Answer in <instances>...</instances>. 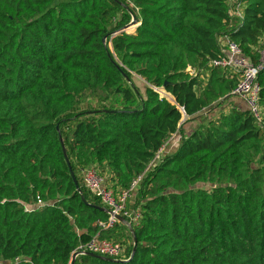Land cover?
I'll list each match as a JSON object with an SVG mask.
<instances>
[{"label":"trees","instance_id":"1","mask_svg":"<svg viewBox=\"0 0 264 264\" xmlns=\"http://www.w3.org/2000/svg\"><path fill=\"white\" fill-rule=\"evenodd\" d=\"M236 1L241 17L228 0H0V264H69L98 231L112 237L81 183L91 165L114 188L142 175L137 243L128 260L124 225L127 261L73 264H264V67L258 122L232 93L238 74L211 65L224 35L260 59L264 0ZM157 89L190 94L189 118L221 109L150 168L182 118ZM97 90L111 103L74 111Z\"/></svg>","mask_w":264,"mask_h":264},{"label":"built area","instance_id":"2","mask_svg":"<svg viewBox=\"0 0 264 264\" xmlns=\"http://www.w3.org/2000/svg\"><path fill=\"white\" fill-rule=\"evenodd\" d=\"M234 3L229 13L232 16L241 17L242 7L236 0H234ZM219 40L222 46V54L212 60L211 65L224 69L228 68L238 74V82L232 93L242 100L256 121L261 122L262 108L259 102L260 86L257 81V76L264 67V45L260 51L258 63L254 64L242 55L237 44L229 40L228 37L224 35L221 36ZM155 158L156 156L154 159ZM153 160L150 163H152ZM79 176L84 188L90 192L91 195L96 197L101 206L105 207L107 210L108 218L104 221H98L97 224L99 228L109 229L116 224H126L119 220L117 216H121L131 227L132 224L138 223L141 215L140 210L134 207L130 208L129 202L132 196L137 192L142 175L132 180L130 186L124 189L110 186L105 176L102 175L99 169L94 165L81 167L79 169ZM37 203L42 204L40 199L37 200ZM74 252H77V256L92 253L115 260L127 259L126 247L124 244L102 237L99 231L89 240L78 244L72 253ZM17 260L18 258L13 262L15 263Z\"/></svg>","mask_w":264,"mask_h":264},{"label":"rangeland","instance_id":"3","mask_svg":"<svg viewBox=\"0 0 264 264\" xmlns=\"http://www.w3.org/2000/svg\"><path fill=\"white\" fill-rule=\"evenodd\" d=\"M234 0H228V8L229 10H231V7L234 6ZM131 22V21H130ZM128 23V27H126V31H133L134 28L136 27V23L131 24ZM109 48H111L110 44L108 43ZM132 81L134 82V84L140 89V91L142 92L144 90V85L145 82L138 77L135 74H132ZM157 91L159 92V94L161 96L166 97L172 104L176 105L181 114H182V118L180 121V131L174 133L172 136L169 137V139L165 142V144L161 147V149L156 153V158L153 160L152 163H149L148 167H152L154 166L162 157L164 154H168L171 153L179 144L181 138L183 136L188 135L193 129L198 128L201 124H204L208 121V119H210L211 117H213L218 110H220V106L216 107V110H212L209 112H205V113H200L198 116L194 117V118H189L186 114H185V107L187 105L188 99H189V95L187 92H182L179 93L178 95H171L167 92H165L163 89H157ZM101 96H106V93L104 91H94V92H89L87 93L84 98H82V100L80 102H78L74 108L75 112H81V111H92V110H96V109H100L102 108V106L104 105H108L111 103L110 100L108 101H103L101 100ZM105 176V175H104ZM206 188H208L207 185H203ZM131 204H130V208L133 207V205L136 202V194L134 196H132L131 198ZM119 233L116 234L115 236H113L112 240L121 242L122 244H124V246L126 247L127 245H129L130 240L128 237H124L122 230L118 231Z\"/></svg>","mask_w":264,"mask_h":264},{"label":"water","instance_id":"4","mask_svg":"<svg viewBox=\"0 0 264 264\" xmlns=\"http://www.w3.org/2000/svg\"><path fill=\"white\" fill-rule=\"evenodd\" d=\"M130 23H131V24L136 23V18H135V17H132V20H131ZM126 27H128V24H127L122 30L126 31V29H125ZM60 142H61V146H62V152H63V154H64V156H65L66 161H67L68 168H69V170H70V174H71V176H72V178H73V180H74V182H75V185H76L77 191H78V193L80 194L82 201L85 202L86 204H88V202L86 201L84 195L82 194V190L80 189V186H79V184H78V180H77V178L75 177L74 172H73L72 169H71V166H70V163H69L68 157H67V155H66V149H65V146H64V143H63L62 139H60ZM94 207H96V208H98V209H100V210H102V211H106V212H107L106 208L103 207V206H101V205H99V204L94 205ZM117 217L119 218V220H121V221H123V222L126 223V225L128 226V228H129V230H130V233H131L132 244H133V251H132L130 257L128 258V260H129V259L133 256V253H134V250H135V247H136L137 240H136V237H135V235H134V232H133V230H132L131 225H130L128 222L124 221V219H123L121 216H117ZM86 255H90V256H94V257H98V258L106 259V260L113 261V262L127 261V260H115V259H112V258H108V257H105V256H100V255L92 254V253H87ZM76 256H77V252L72 253V255H71V259H70V264H73V263H74V260H75Z\"/></svg>","mask_w":264,"mask_h":264},{"label":"crops","instance_id":"5","mask_svg":"<svg viewBox=\"0 0 264 264\" xmlns=\"http://www.w3.org/2000/svg\"><path fill=\"white\" fill-rule=\"evenodd\" d=\"M105 178L107 179V183L110 185V186H114L112 181L109 180V174L107 171H105ZM132 201V200H131ZM131 201L129 202V207H130V204H131ZM124 225L126 226V224L124 223H121V224H118L117 226H114L112 228H109L111 230H113V232L111 231V236L110 239L113 238V236H115L116 234H118L120 230H122V233H123V236L124 237H127L128 236V231L124 228ZM114 239V238H113Z\"/></svg>","mask_w":264,"mask_h":264}]
</instances>
